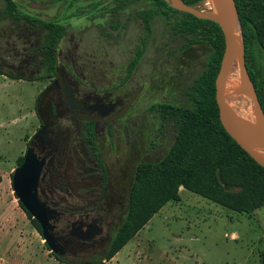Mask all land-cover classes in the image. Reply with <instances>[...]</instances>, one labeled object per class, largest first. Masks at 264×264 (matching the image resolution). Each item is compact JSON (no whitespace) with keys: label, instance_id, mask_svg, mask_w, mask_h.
Returning a JSON list of instances; mask_svg holds the SVG:
<instances>
[{"label":"rangeland","instance_id":"1","mask_svg":"<svg viewBox=\"0 0 264 264\" xmlns=\"http://www.w3.org/2000/svg\"><path fill=\"white\" fill-rule=\"evenodd\" d=\"M14 1L30 16L57 21L66 27L58 45L61 56L63 59L70 57L77 45L81 58L73 60L76 65L83 63L86 76L92 75L94 80L106 85L117 84L114 91L119 94L141 84L144 87L140 94L141 113L170 94L165 88L147 90L152 84L150 76L161 78L166 84L175 77L180 83L187 82L200 72L208 58V50L203 45H193L184 51L179 48L173 57V66H169L166 73H158L159 65L155 66L160 54L158 47L171 31L164 19L157 16L150 22L147 45L138 68L131 73L129 82L122 83L135 42L139 35H147L135 13L146 7L147 2L138 1L115 14L108 11L112 0ZM3 6L4 0H0V10ZM196 7L212 11L210 0H203ZM5 24L9 23L1 21L0 27ZM44 32L42 28L31 37L40 41ZM16 42L18 47L23 45L22 39ZM4 48L2 37L0 51ZM256 53L264 69V50L256 48ZM3 56H7L5 51ZM14 60L7 58L9 62ZM1 64L0 68L2 66V71L6 72L8 68ZM38 66L35 77L30 75L32 78L27 73L21 78L0 74V264H64L54 258L32 218L19 205L11 183L12 172L38 124L36 99L49 81L46 71ZM240 91V86L236 90L227 86V99L243 107L247 101ZM142 119L146 122L142 123L141 131L146 153L143 159L145 163H152L166 153L167 139H163L161 147L151 149V118ZM73 126L77 134L78 122ZM123 137L120 128L113 139L98 138L97 143L107 161L111 180L122 181L127 189L131 183L133 188L138 175V170L134 169L137 155L126 149ZM82 151L88 159L85 144H82ZM178 193L179 201H167L109 260L102 261L103 264H261L264 204L250 213L236 212L181 186Z\"/></svg>","mask_w":264,"mask_h":264},{"label":"flooded vegetation","instance_id":"2","mask_svg":"<svg viewBox=\"0 0 264 264\" xmlns=\"http://www.w3.org/2000/svg\"><path fill=\"white\" fill-rule=\"evenodd\" d=\"M131 4L134 3L118 12L108 11L119 14ZM135 13L142 21L147 35H139L135 42L122 83L129 82L131 73L138 68L147 45L150 22L155 18L151 17L147 25L138 11ZM1 21L9 23L0 27V40L3 37L6 45L0 51L1 65L8 68L6 72L19 78L25 73L29 74V78H32L30 75L35 77L37 65L42 67V37L39 41L31 35L42 30V27L23 19L13 20L3 16L0 10ZM165 23L171 34L158 47L160 54L155 61V66L159 65L158 73H166L168 67L173 66V57L179 48L184 51L200 44L207 48L209 55L208 43L188 41L184 36L173 33L170 23ZM21 39L23 45L18 47L16 41ZM59 42L53 72L42 67L49 81L36 99L38 124L26 142L22 157L31 147L36 159L41 162L36 194L40 201L53 210L48 221L53 249L45 244L54 258L64 264H97L106 260L115 243L129 210L132 189V183L126 189L122 181L111 180L107 161L97 143L98 138L113 139L116 130L122 128L126 149L137 155L134 169L138 170L145 164L143 158L146 155L141 134L142 123L146 122L142 117L149 116L153 125L149 147H161L167 139L169 148L177 128L175 119L166 111L170 107L190 104V89L195 76L183 83L175 77L167 84L161 78L150 76L152 84L147 90L151 92L153 89L160 91L165 88L170 94L141 113L140 94L144 89L141 84L136 89L129 87L123 94L116 93L114 90L118 88L117 84L100 83L92 75L84 74L83 63L76 65L73 59L81 58L77 54V45L70 57L63 59ZM4 51L6 57L3 56ZM8 57L15 60L9 62ZM181 78L184 79V76ZM75 121L79 125L77 134L73 131ZM82 144L87 147L88 159L83 154ZM109 144L112 146L113 142Z\"/></svg>","mask_w":264,"mask_h":264},{"label":"trees","instance_id":"3","mask_svg":"<svg viewBox=\"0 0 264 264\" xmlns=\"http://www.w3.org/2000/svg\"><path fill=\"white\" fill-rule=\"evenodd\" d=\"M138 1L147 2V6L138 11L147 25L151 17L160 16L171 24L173 33L194 43H208L210 52L204 67L193 80L190 104L166 109V113L175 119L177 129L174 141L162 158L139 167L127 216L106 260L167 201L180 200L179 186L236 212L250 213L264 204V168L227 134L218 116L214 81L224 49L220 26L212 20L179 11L166 0H112L108 9L118 12ZM182 1L198 6L203 0ZM235 3L245 65L264 111V69L256 53V48L264 50V0H235ZM1 11L3 16L13 20L23 19L45 30L40 45L43 56L41 65L52 73L57 44L66 27L57 21L30 16L14 0H4ZM0 74L18 77L1 69ZM22 160L21 156L19 163ZM18 203L41 232L36 219L19 200ZM261 264H264V255Z\"/></svg>","mask_w":264,"mask_h":264},{"label":"water","instance_id":"4","mask_svg":"<svg viewBox=\"0 0 264 264\" xmlns=\"http://www.w3.org/2000/svg\"><path fill=\"white\" fill-rule=\"evenodd\" d=\"M179 11L200 19L216 22L223 33L224 49L215 77V101L220 123L227 134L264 168V111L245 65L244 44L235 0H212L214 11L187 5L182 0H166ZM238 72L240 92L253 108L256 122L244 117L229 104L227 86L233 71ZM41 162L29 147L22 163L12 172L13 192L24 209L38 222L44 242L52 249L48 229L53 210L39 200L36 194ZM182 187V186H181Z\"/></svg>","mask_w":264,"mask_h":264},{"label":"bare ground","instance_id":"5","mask_svg":"<svg viewBox=\"0 0 264 264\" xmlns=\"http://www.w3.org/2000/svg\"><path fill=\"white\" fill-rule=\"evenodd\" d=\"M211 5L213 4V1L210 0ZM212 10L214 11V7L212 6ZM228 87L231 89H238L239 88V80H238V72L236 70L233 71L230 81L228 83ZM229 104L234 107L236 110H238L244 117L249 119L252 122H256V116L254 114L253 108L250 104H245L243 107H238L235 105V103L232 100H229Z\"/></svg>","mask_w":264,"mask_h":264}]
</instances>
